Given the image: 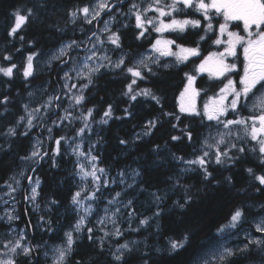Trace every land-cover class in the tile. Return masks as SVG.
<instances>
[{"label": "snow or ice", "instance_id": "6c2138e0", "mask_svg": "<svg viewBox=\"0 0 264 264\" xmlns=\"http://www.w3.org/2000/svg\"><path fill=\"white\" fill-rule=\"evenodd\" d=\"M40 0H36L34 7H22L13 13V25L8 31V36L16 37L18 33L24 28L30 19L36 18L35 8L41 7ZM127 7V12L123 9ZM184 9H195V11L202 13V19L207 22L204 29L205 35L199 37L200 41H205L208 38L207 34L213 32L212 19L210 12L220 14L223 16L224 23L218 25L219 36L213 41L215 45H224L223 51L210 52L208 56L201 60V63L195 69L198 73L210 72L216 77H224L227 83L223 88H220L217 96L209 98V102L203 104L202 108L198 109L195 104V97L200 93L193 86L196 76L185 73L187 83L180 92V103L178 111L164 112L161 104V97L156 94L151 88H140L134 91V85L137 81H145L149 75L156 76L157 73L153 67L168 69L173 65L168 63L161 64L163 57H175L176 64H183L189 60L190 57H198L199 41L197 47H185L177 44L176 40L156 39L150 45V51L146 54H138L133 57L131 52H124L121 44L120 28L112 31V23L116 16H122L125 19L133 18L135 29L137 30L134 39L140 40L145 38V34L151 27L157 33L165 31L184 32L188 26L197 28L200 26V20L175 18V13H179ZM154 13L153 16H148V13ZM108 15L109 19L103 21V28L100 33L107 34L104 39L97 32H92L87 37L91 43V47L87 48L86 54L81 62L74 63L72 67H68L69 61L73 60L70 55L82 45V41L75 39L63 43L47 60L49 65L53 62H58L67 70L61 69L63 81L61 94H53L47 96L43 103L36 107H30L29 104H24V115L19 116L14 125H9L6 131L0 133L6 137H16L18 129L23 125L24 131L20 133L27 137L33 128L37 126L35 122L40 123L44 121L45 117L49 115V110L61 109L63 114H57L58 118L51 121V124L57 129H62L65 122L69 125L76 120L82 122V126L76 128L74 136L61 135L59 137L52 136V127H47L49 133L48 139L52 141L54 147L51 154L47 150H43L42 142L36 139L32 145V150L27 156L19 157L21 161L32 162L38 164L45 158L51 161L53 167H56V157L61 156V147L63 144L68 145L71 149V154L75 156V175L79 177L80 183L77 190L71 193V204L74 210L78 213V219L72 225L71 230L64 233L65 240L63 245H58L53 249L51 257L52 264H67L69 257L73 252V245L83 232L87 233L89 240H94L102 250L105 241L109 237H123L124 231L118 226L117 217L121 214V207L127 210L126 218L131 222V219L137 216L136 209L133 207V199L122 200V195L127 193L128 189H135L137 187V177L141 176L138 170H133L131 173L132 183L127 184L120 192H115L112 198L107 200L109 206L121 205V207H105L103 209L104 215L96 220V228L102 232L101 237H94V229L88 227V218L96 211L93 203L100 199L102 190L107 189L111 184L125 185L126 174L120 171L118 176L119 181L111 178L108 169L101 167V160L98 155H93L94 145L89 144L87 151L83 147V139L86 133L92 131V122L94 121L93 113L97 111L95 106L84 109L83 105L86 102L85 92L89 90L90 86L94 84L95 78L100 74L101 69H115L120 70L126 75L130 76V82L126 85V91L123 93L128 96L131 101H135L137 97L150 98L157 105H160L162 117H167L164 121L161 117H154L145 122L144 128L146 130L137 133L135 139L140 140L145 136H151L159 127H163L164 123H168L173 130L179 131L180 135H169L170 141L175 142H193L194 133L199 137V128H208L214 126L216 128L215 135L211 132L204 136L201 143V150L199 155L194 154V158L185 159L183 156L171 154V158L185 165L179 171L181 174L198 170L206 182L211 183L216 181L212 171H209L211 165H231L235 167L237 163L243 162L248 153H253L257 157V163L260 168H264V0H94L89 5L76 6L67 11V16L72 24H76L78 19L83 20L87 24H92L93 21L99 23L101 14ZM170 18V22L166 23L164 18ZM233 21H241L243 27L240 31H230L229 23ZM120 27L127 28L128 24L121 22ZM60 31H63L61 29ZM83 31V29H81ZM241 32L244 34L242 35ZM227 35V39L220 37ZM94 38V39H93ZM23 42L24 37L19 36ZM105 42L113 46L114 49L121 51V55L113 60L108 54L107 49L104 48ZM28 43H34L29 41ZM175 46L178 51H173ZM242 50V72L239 80L235 81L228 78L226 74L232 73L237 69L235 63H227L229 57H237V48ZM19 51V49H17ZM40 55L39 52H31L25 58L22 75L27 80L34 74V60ZM67 57V59H65ZM3 60L8 63V66L0 65V74L11 78L14 70L19 71L17 65L12 63V56L10 54L4 55ZM93 61L94 63H89ZM239 84V87H237ZM76 90L75 92L73 90ZM206 94V93H205ZM29 97L33 96L32 92L28 93ZM62 96H67L68 106L61 108ZM187 100V102H185ZM10 98L4 95L0 98V106L4 107V112H8L7 105L10 103ZM252 104V110L249 115H241L242 110H248L249 103ZM80 109V114L74 116L70 109ZM126 115L131 113L124 109ZM186 114V115H185ZM113 107L108 104L103 111L100 124H108L112 119ZM234 118H229V116ZM3 116V113H0ZM182 117L193 121L191 126L183 123ZM119 119V117H118ZM173 121H175L173 123ZM207 122H214L210 125ZM239 129L240 131H234ZM242 133V134H241ZM80 141V142H77ZM252 142H255L254 144ZM121 144H128L129 141L120 140ZM160 146L155 145L153 151H159ZM35 173L36 168L29 169ZM245 171L252 178L253 182H258L256 187L257 192L264 194V172H257L255 169L249 167ZM19 175L28 181L29 189H25L24 199L33 205L34 210H38L40 205L36 203L40 197L39 189L42 181L39 176L35 179L31 175L25 176L22 170ZM174 181L173 190L176 188L183 189L182 200L174 202L175 207L185 209L193 202V197L189 194L188 186L180 184V178H169ZM225 182L231 184L232 177H224ZM11 181V183L9 182ZM9 181H5L6 187L9 189L7 195L15 200L12 193L17 191L20 180L15 175L9 177ZM156 204V211L152 216H144L139 219V226L143 227L150 224V221L159 218L162 209L160 204L164 197L160 194L151 193ZM87 202V203H86ZM7 203V201H5ZM49 205L55 206L59 201L52 198L48 201ZM264 210V205L260 206ZM51 208H49V211ZM7 212L5 216L0 219H7L9 226L13 221L19 220L18 214ZM27 211V210H26ZM82 213V214H80ZM247 219L243 207H234L229 213L225 223L221 224L215 230V239H208L201 242V250L196 253L195 264H234L238 257H246L255 249L258 253H264V236H251L246 233V242L243 246L230 247L226 246L223 241H226L233 230L237 229L243 221ZM39 222L47 224L51 230L52 221L46 219L45 216H40ZM112 225V230L108 231V225ZM256 232L264 234V217L254 225ZM31 230V221L25 226V231L19 232L14 238L0 241V264H17V260L23 258L25 262L31 261L33 256L39 249V245H32L26 231ZM138 231L139 229H133ZM14 231V230H13ZM192 234L185 232L180 239L169 240V251L179 253L181 250H186L191 244ZM138 244V241H125L123 244L115 245V250H110L109 254L112 258L113 264H127L126 253L131 254L133 247ZM47 255V253H45ZM147 256L148 253H144ZM74 264H81L80 261H74ZM143 264H149L147 259L143 260Z\"/></svg>", "mask_w": 264, "mask_h": 264}, {"label": "trees", "instance_id": "16d2710c", "mask_svg": "<svg viewBox=\"0 0 264 264\" xmlns=\"http://www.w3.org/2000/svg\"><path fill=\"white\" fill-rule=\"evenodd\" d=\"M89 1L91 0H40L42 6L35 8L36 18L30 19L16 37H10L7 33L14 22L13 13L22 7H34L36 0H0V65L8 66L3 56L10 54L12 63H15L19 69V71L14 70L11 78L0 74V98L7 95L11 101L7 105L8 112H4V107L0 106V113H3V116H0V133L5 132L7 126L14 125L16 119L25 114L22 106L28 103V93L32 88L47 85L48 92L62 89L63 82L59 77L61 67L58 66V62L50 69L37 70L32 77L25 80L22 75L25 58L31 52H39V57H44L56 47L73 39L83 41L84 31L89 26H86L81 19L77 20L76 24H72L67 11ZM190 12L196 13L194 10ZM223 21V18L220 19L217 16L213 20V29ZM239 23L233 21L229 24L235 27ZM115 28H120L123 51L131 52L133 57L147 50L152 41L153 34L150 33L140 40L134 39L137 33L135 25L123 28L116 24ZM61 29L63 31H60ZM204 29L205 26L202 25L200 29L189 30L185 34L171 32L165 34V37L176 40L177 44L194 46L195 38L197 39L201 31L203 34ZM214 35L213 30L210 36ZM19 36L24 37L23 42ZM29 41L34 43H28ZM112 49L116 54L121 53L118 49ZM202 55H204L203 52ZM198 60V57H193L183 64L168 69L154 66L153 70L157 75H149L145 81H137V85L133 86L134 91L140 88H151L162 98L163 111L175 112L178 111L180 92L187 83L184 74L188 73L197 77L195 83L200 93L198 108L200 109L208 98L224 86L225 80L198 75L195 70ZM241 62L242 57L237 56L235 63L239 65ZM163 63L162 60L161 64ZM130 79V76L120 70L103 69L95 78L94 84L84 93L87 99L83 108L95 106L97 109L93 113L92 131L86 133L83 139L84 149L87 150L89 144L95 146L93 155L100 157V166L108 169L111 178L119 181L120 171H124L129 177V180H125V185L111 184L107 189L102 190L101 198L93 203L97 211L89 219L87 226L94 229V237L103 235L96 228V220L101 217L102 209L109 206L107 200L111 199L115 192L122 191L127 184L132 183L133 170L141 173V176L136 178L137 187L128 189L121 199L125 201L133 199V207L136 209L137 216L129 223L126 218L127 210L119 204L110 206L112 208L121 207V214L117 219L118 226L124 231L123 237H109L101 250L95 239L89 240L87 233L83 232L73 245V252L67 264H74V261H80L81 264H113L109 254L110 250L114 251L115 245L123 244L125 241H138L135 246L130 244L133 252L126 253L127 264H143L144 259H147L149 264H195V256L201 250V242L215 239L216 228L226 222L234 207H243L247 219L264 211L255 210L256 206L264 205V194L256 191L258 182L254 183L245 171L246 168L251 167L257 172H264V168L258 166L255 154L248 153L244 161L237 163L235 167L214 164L209 167V171L213 172L216 180L220 181L219 184L215 180L211 183L206 182L198 170L181 174L179 170L185 165L173 160L171 154L183 156L185 159L194 158V154H200V140L216 128L214 126L199 128V137L194 133L193 142L181 143L169 140L170 134L180 135L181 133L173 130L168 123H164L163 127L158 126L153 135L136 140V134L146 130L144 125L147 120L161 117L162 120L167 121L168 118L162 117L160 105L151 101L150 98L137 97L135 101H131L123 94ZM62 101V106H64V99ZM108 104L113 107L112 119L106 125L100 124L99 120ZM124 109H127L131 115H126ZM78 114H80L79 108ZM182 120L181 128L184 124L191 126L193 123L183 117ZM207 123L214 125V122ZM42 127V130L33 128L27 137L20 135L25 130L23 125L18 129L16 137L0 135V195L7 188L4 182L9 181L10 176L18 175L28 166L27 162L21 161L19 157L30 153L37 137L45 138L44 150L51 154L54 145L48 139L47 127H52L53 137H59L61 135L74 136V130L79 125L57 129L48 123ZM120 140H126L129 143L121 144ZM155 145L160 146L159 151H153ZM61 152L62 155L56 157V167L52 166L48 158L29 167V169L35 167L36 172L28 170V175L39 176L42 181L39 189L41 198L37 199L40 207L34 210L32 206L26 204L24 199L20 206L21 220L18 225L25 229L30 220L31 230L26 231V235L32 245L40 247L31 261L25 262L23 258H20L17 264H52L51 257L54 247L63 244L64 233L71 230L72 225L78 219V213L71 204V193L76 191L79 185V178L74 171L76 158L71 154L68 145L63 142ZM177 176L180 178L181 185L188 186L189 194L193 197V202L185 209H179L174 205L176 200L183 203V189L173 190L174 181L169 179ZM227 176L232 177L231 184L225 182L224 177ZM25 189H27V180L24 181L23 190ZM153 192L164 197L160 204L161 215L150 221L149 225L140 227L139 219L152 216L156 211V204L151 195ZM52 198L59 201V204L49 205L48 201ZM49 208H51L50 211ZM40 216H45L46 219L52 221L51 230L47 224L39 222ZM7 225L5 222L0 223V241L2 234L6 233ZM133 229L139 230L134 231ZM107 230H112L111 224L108 225ZM185 232L192 234L190 246L178 254L170 252L169 240H178ZM144 253L148 255L144 256ZM234 264H264V253H258L253 249L246 257L236 258Z\"/></svg>", "mask_w": 264, "mask_h": 264}, {"label": "rangeland", "instance_id": "374dc122", "mask_svg": "<svg viewBox=\"0 0 264 264\" xmlns=\"http://www.w3.org/2000/svg\"><path fill=\"white\" fill-rule=\"evenodd\" d=\"M93 2H94V0H91V1H89V2H87V3H85L84 5L87 4V5L91 6V4H92ZM81 6H83V5H81ZM193 10L195 11V9H184L183 11L174 14V15H175V18L178 19V20H182V19H191V20H200V21H201L199 27H197V28H193V27H191V26H188L184 32H182V33L180 32L181 34H185V33H186L187 31H189V30L200 29V28L202 27V25H204L205 28H206V26H207V22H206L204 19H202V13H199V12H197V11H195L196 13L190 12V11H193ZM103 15H104V13L101 14V18L99 19V23H98L97 21H93L92 25H91V24L89 25V24H87V23H85V22L83 21L84 24L88 25L89 27L84 31V32H85V35H84V39H83V41H82L83 43H82L81 47H80L79 49H76V50H74L73 52L70 53V55L73 57V60L69 61V65H68V67H72L74 63L81 62V61L83 60L84 56H85L86 54H88L87 51H86V49L89 48V47H91V43L88 41L87 37L90 36L92 32L95 31V32H97L98 34L101 35V38H102V39L105 38V36H106L107 34L100 33V29H102L103 26H104L103 21L109 19V17H108V15L105 16V17H103ZM153 15H155V14H154V13H151V12L148 13V16H150V17L153 16ZM209 15H212V16H213L212 24H213V20H214L217 16H218V18H220V19L223 18V16L220 15V14H215V15H213L212 12H210ZM102 17H103V18H102ZM117 19H118L119 21H117ZM78 20H79V19H78ZM164 20H165L166 23L170 22V18H168V17H165ZM217 20H218V19H216V21H217ZM120 22L127 23V24H128V27H129L131 24H134V19H133V18L125 19L124 17L116 18L115 21L112 23V26H111V27H112V31H116V30H117V28H115V27H116V24L120 25ZM234 22H236V23H239V22H240V23H239L238 26H235V27H233V25H230V24H229V30H230V31H240L241 28L243 27V23H242L241 21H234ZM222 23H224V21H223ZM171 32H172V31H165V32H163V33H157V32H155L151 27H149V31H148L145 35H147L148 33H150L151 35L153 34L152 41L150 42V44H149V46H148V49H147V50H144V52H143L142 54H146V52H148V51L151 50V49H150V45H151V43H154L156 39L168 40L169 38L165 37V34H170ZM214 32H215V35L212 37V41L209 42V44H208V41H206V42H207V44H206L207 49H206L205 51H201L200 55L198 56L199 60H198V64H197V66L201 63V60H202L204 57L208 56V54H209L210 52H220V51H223L224 45H215V44L213 43V41H214L215 39H217L218 36H219L218 25L215 26V28H214ZM210 33H211V32H209V33L207 34L208 37L210 36ZM241 34L243 35L244 33L241 32ZM199 35H200V36L205 35V32L202 34V31H201V33H199ZM199 35H198V37H199ZM220 38L226 40V39H227V35L225 34V36L220 37ZM93 39H94V38H93ZM207 39H208V38H206V40H207ZM198 41H199L200 44L203 42V41H200L199 38H198ZM211 44H212V46H210ZM181 45H182V44H181ZM60 46H61V45H60ZM60 46H58V47H56L55 49H53L52 51H50V52H49L46 56H44V57H39V56H38V57L34 60V62H33V63H34V72H36L37 70H45V69H50L51 67H53L54 64H55L56 62H53L52 65H49V64L47 63V60L50 58V56L53 54V52H55ZM184 46H185V47H193V46H186V45H184ZM104 48L107 49V54H108L113 60H116V59L121 55V53H120V54H119V53H118V54L114 53V52H113V49H112L113 46H111V45L108 44L107 42H105ZM172 50H173V51H178V49H177L175 46H173ZM199 51H200V48H199ZM202 52L204 53V55L201 56ZM200 56H201V57H200ZM237 56H241V57H242V61H243L242 50H241L239 47L237 48ZM191 58H193V57H190L189 59H191ZM65 59H67V57H65ZM162 60L164 61V63H168V64L173 65V66H178V65L176 64V59H175V57H163V58L161 59V61H162ZM89 63H94V62H93V61H90ZM227 63H235V58H231V57H229L228 60H227ZM235 64H236V63H235ZM179 65H180V64H179ZM236 65H237V69H236L234 72L229 73V74H226V75H227L228 78H231V79H233V80H235V81H238V80H239V76L243 74V72H242V67H243V65H242V62H241L239 65H238V64H236ZM60 67H61V69L65 70V71L67 70V68H64L63 65H60ZM101 70H103V69H101ZM197 74H198V75H207L208 77H210V78H212V79H213V78H215V79H223V78H224V77H216V76L212 75L210 72H207V71H206V72H202V73H198V72H197ZM62 75H63V72L61 71L59 77H61ZM196 78H197V77H196ZM224 80H225L224 83L226 84V83H227V79L224 78ZM62 82H63V81H62ZM225 84H224V85H225ZM194 85H195V84H194ZM223 87H224V86H223ZM223 87H222V88H223ZM237 87H239V84H237ZM48 88H49V87H48L47 85L32 88V89L30 90V92L33 93V96L29 97V95H28V103H27V104H29L30 107H36V106H38L39 104L43 103V101L47 98V96H49V95H53V94H61V90H60V89H57V90H55V91H53V92H48V91H49ZM196 89H197V88H196ZM197 90H198V89H197ZM73 91L75 92L76 90L74 89ZM218 93H219V91H218L216 94H214L212 97L217 96ZM210 98H211V97H210ZM62 99H64V106L61 105V108H65V107L68 106V99H69V98H68L67 96H62ZM185 102H187V100H186ZM206 102H209V98L207 99ZM179 103H180V99H179ZM195 104H196V107L199 108V95L195 97ZM251 110H252V104H251V102H250V103H249V108H248V110H242L240 114H241V115H245V116H246V115H249L250 112H251ZM70 111H72V113H73L74 116H78V115H79V114H78V108H77V109H70ZM58 113H59L60 115L63 114V112H62L61 109H55V108H53V109L49 110V115L45 117L44 121H42V122H40V123H37V122L34 121V123L37 124V126H36L35 128H36L37 130H38V129H39V130H42V128H43L42 126H44L45 124H48V123L51 124V121H52V120L58 118V116H57ZM229 118H234V117L230 115ZM77 125H79V127H81V126H82V122L79 121V120H76V121H73L70 125H69L67 122H65V127H66V128L75 127V126H77ZM63 127H64V126H63ZM79 127H78V128H79ZM234 131H240V130H239V129H234ZM210 132H211L213 135H215L216 130H215V131H210ZM74 134H75V133H74ZM208 134H209V133H208ZM208 134H207V135H208ZM241 134H242V133H241ZM207 135H206V136H207ZM37 138L40 139V136L37 137ZM37 138H36V139H37ZM40 140H41V142H42V148H43V150H44V145H45V142H44V141H45V138H43V139L41 138ZM77 142H80V141H77ZM34 143H35V142H34ZM82 143H83V141H82ZM252 143L254 144L255 142H252ZM83 147H84V143H83ZM84 150L87 151L86 149H84ZM92 154H93V153H92ZM26 165H28V166H26V167L23 169V171L25 172V176H28V170H29V167H31L32 165H34V163H32V162H27ZM109 175H110V174H109ZM110 177H111V176H110ZM16 178L20 180V185L17 186V185H15V184H13V187H17V191H16L15 193H12V196L15 197V200L11 199L10 196L7 195V193L9 192V189H8V188H6L5 191H4L3 193H1V195H0V217L5 216V214H6L7 212H12L13 209L15 210L13 214H18V215H19L20 206H21V204H22L23 201H24V194H25V193H24V190H23V186H24V181H25L26 179L22 178L19 174L16 175ZM78 178H79V177H78ZM33 179H35V176L33 177ZM126 180H129V177L126 176ZM10 183H11V182H10ZM79 183H80V179H79ZM29 188H30V186H29L28 181H27V189H29ZM5 201H7V203H5ZM25 201H26V200H25ZM36 203H37V201H36ZM86 203H87V202H86ZM26 204H28L29 206H32V207H33V205H32L31 203H29L28 201H26ZM93 207H94V209H96V211H97V208H96V206H95L94 204H93ZM106 207H110V206H106ZM256 207H257V208H256L255 210H256L257 212H260V211H261V207H260V206H256ZM104 208H105V207H104ZM104 208H103V209H104ZM110 208H112V207H110ZM103 209H102V211H101V216L104 215V213H103ZM96 211L93 212L92 216L96 213ZM80 214H82V213H80ZM92 216H90V217L88 218V220H89ZM19 217H20V215H19ZM262 217H264V211H261V212H260L259 214H257V215H252L251 218L246 219L245 221L242 222L241 225L238 226L237 229L233 230V233H234V234L231 235L226 241H223V243H225L226 246H230V247H235V246H237V245H239V246L242 247L243 244L246 242V235H245L246 233L248 234L249 237H251V236H264V234H261V233L256 232V230H255V228H254V225H255L256 223H258ZM20 220H21V218H19V220L13 221V222L11 223V225L9 226V222L7 221L6 218H5V219H0V223L5 222L6 224H8V225H7L8 228H7V230H6V233H5V234H4V233L2 234V240H1V241L6 240V239H12V238H14L19 232H21V231H25V229H24L23 226L18 225V222H20ZM13 230H14V231H13ZM59 245L62 246L63 244H59ZM57 246H58V245H57ZM55 247H56V246H55Z\"/></svg>", "mask_w": 264, "mask_h": 264}, {"label": "flooded vegetation", "instance_id": "af4514ba", "mask_svg": "<svg viewBox=\"0 0 264 264\" xmlns=\"http://www.w3.org/2000/svg\"><path fill=\"white\" fill-rule=\"evenodd\" d=\"M125 12H127V7L125 6L124 7V9H123ZM105 16H107L106 14H104L103 15V17H105ZM102 17V18H103ZM122 16H119V15H117L116 16V18H121ZM117 21H119L118 19H117ZM121 23V22H120ZM92 25V24H91ZM134 26V24H131L130 26ZM86 26H88V25H86ZM120 26V25H119ZM95 32V31H94ZM199 37H200V35H199ZM198 36H197V39L195 38V42H196V44L193 46V47H197V42H198V38H199ZM212 36H209V38L207 39V40H205V41H203L201 44L199 43L198 44V47L200 48V53H201V51L204 49V50H206L207 49V47H206V44H204L206 41H209V42H211L212 41V38H211ZM210 46H212V44L210 45ZM190 60V59H189ZM194 84L195 85H193L195 88H197L196 87V83L194 82Z\"/></svg>", "mask_w": 264, "mask_h": 264}]
</instances>
